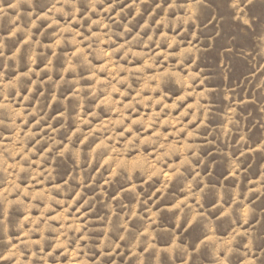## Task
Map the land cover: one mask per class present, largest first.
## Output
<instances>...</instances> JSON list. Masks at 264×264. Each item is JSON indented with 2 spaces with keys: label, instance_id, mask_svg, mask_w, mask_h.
Wrapping results in <instances>:
<instances>
[{
  "label": "rangeland",
  "instance_id": "obj_1",
  "mask_svg": "<svg viewBox=\"0 0 264 264\" xmlns=\"http://www.w3.org/2000/svg\"><path fill=\"white\" fill-rule=\"evenodd\" d=\"M53 2L54 0H32L31 3L28 0H0V43L3 44V47H0V103L12 106L11 109L0 108V121H3L0 123V133L5 134L0 136V152L7 157L9 164L21 159L20 155L13 157L10 152L3 151L5 145L15 144L16 147H23L22 141L17 139V132L30 148L41 136L57 135L52 133L51 128L65 122V117L59 115L61 112L67 116L68 128L75 127L77 121L74 115L78 111L81 98H84V111L81 116L93 111L98 98L106 95L105 92L99 91L96 96H89V86L96 82V76L100 79L107 77L112 83L128 76L133 87H127V82L124 81L117 84L119 90L111 94L112 99L108 103L95 108L96 114L89 117L91 123L85 124V129L106 119L118 120L121 115L119 110L123 109L124 124L136 119L137 123L133 128L140 132L145 127L141 121L147 120L155 108L160 114L153 117L155 123L149 131L159 128L164 133L175 132L179 125L174 127L172 123H166L161 126L160 121L169 116L177 117L188 103L198 100L199 104L207 105V127L200 129L199 137L189 140L190 143L195 142L201 146L198 149H189L187 154L191 156L193 151L199 152V156L192 161L195 165L201 164V157L205 158L199 169L205 180L197 183L193 189L196 191L203 187V183L208 184V188L201 194L203 207L197 205V210L204 215L198 217L193 225L184 231L187 218L182 219L180 227L176 228L175 218L179 209L172 212L165 210L160 214V226L175 228L176 233L183 232L179 244L187 247L174 249L172 254L161 252L159 264H183L188 259L189 252L192 253L189 264H218L224 257H227L228 264H264V179H261L264 176V0H70L64 5L65 11L75 13V19L71 14L65 16L63 13H56L57 23L47 27L41 34L51 21L40 20L37 27H32V21L37 14L50 8ZM73 3L79 9L78 12L73 8ZM92 4H95V9L91 8ZM69 25L72 31L63 33L64 40L55 49L57 55L53 58L54 49L44 45L55 43L61 27ZM17 28L20 30L15 31V35H10ZM29 29L32 32L31 40L23 43ZM76 32L81 34L76 35ZM108 34L112 36L114 43L100 44L101 38L106 40ZM73 36L76 41L82 43H73ZM133 36L137 39L128 43ZM85 37L91 39L86 40ZM38 39L40 43L36 44ZM89 44L91 47H88ZM118 45L123 47L118 48ZM17 48H20L19 53L15 58H10ZM77 48H83L84 51L77 52L76 56L72 57ZM111 49L117 50L111 52ZM33 51L38 54L35 65L31 63ZM50 58L53 59L52 71L44 68L39 79L43 81L51 75L52 80L43 86L37 83L29 99L25 100L24 97L29 94V86L36 79V71L44 67ZM69 58L73 59L77 67L65 72ZM141 65H144L142 69ZM30 67L36 70L31 73V78L21 75ZM173 72L179 73V76L172 75ZM93 73L95 75H92ZM61 76L64 80L57 86L56 82L60 81ZM149 76L154 78L149 80ZM10 81H15L14 86L9 84V87L5 88L4 85ZM77 81L84 89L79 98L70 95L76 89ZM157 84L159 86L155 87ZM124 89L127 91L121 95ZM41 92L44 93L42 97ZM185 92L192 94L180 101L177 108L164 107L165 103L171 104L177 96ZM199 93H203V96ZM65 97L68 99L65 100ZM161 97L162 100L159 99ZM38 99L40 103H37ZM125 104L129 106L125 108ZM197 108L199 116L203 118L205 108L198 105ZM197 108H188V112H196ZM14 110H22L23 114L17 116ZM230 117L235 122L230 123ZM189 118L182 117V122H187ZM196 123H199V120ZM49 124L51 128L47 127ZM188 127L194 128L195 123ZM123 130L122 125L116 126L117 132ZM29 131L38 135L34 138L25 137ZM125 135H131V132ZM186 135V131H181L179 140L182 141ZM66 136L67 131L61 129L58 138L63 139ZM175 138L169 135L168 141ZM155 139L159 143L162 137L157 136ZM48 143L50 140H42L37 146V151L42 152ZM156 146L157 144L146 143L142 148L146 153ZM177 147L182 145L178 144ZM139 151V148H133L130 154ZM241 152L245 154L237 161L241 164L240 169L236 170V175H229L232 160ZM52 155L53 153H48L49 157ZM31 159H37V155L33 154ZM180 159L181 154L176 152L169 162L178 163ZM29 163L27 159L23 161L21 166L26 167V170L20 171L19 177L16 176L18 169L0 163V257L6 256L9 251H19L22 253L20 261L28 262L31 258L30 264H45L42 257L52 252V255L47 256L49 264H95V261L100 259L102 264H125L126 258H130L127 264H136L139 258L132 256L131 247L128 245L136 239V233L146 226L149 214L144 209L147 205H141L139 209L144 213L145 219L135 218L131 221L130 226L135 231L129 232L128 239L124 241H119V233L123 232V228L117 223L119 217L113 218L108 235L112 241H117L120 247L112 252V246L105 242L103 252L111 255L101 257V249L97 246L109 228L110 210L104 203H98L101 196H95L94 200L88 197L97 192L96 185H99L103 177H98L96 185L85 188L84 193L69 205L76 189L80 187L75 180H70L68 184L63 183L70 170V164L75 163L72 154L67 155V161L57 158L55 171L47 180H44L47 173L37 178L44 181L43 183L32 179L34 170L42 171L51 160H44L39 169L36 164L27 168ZM243 169L246 171H242ZM183 172L185 175L176 178L168 190V197L161 201V204L172 203L187 195V191L182 189L194 173L187 165L183 167ZM121 173L125 179L117 178L118 183L109 190V198L126 182L127 171L121 169ZM134 179L138 183L143 180L139 169L135 172ZM13 180L19 188L14 189L8 199L17 202L9 206L8 201L3 198V190L11 187ZM160 182L161 177H155L154 184L149 187L156 184L159 186ZM56 185H62V189ZM250 188H259L260 191L249 193ZM22 189H27L33 196L36 192L43 194L34 198L32 195H22ZM246 194L248 198L244 202L250 204L253 211L249 214L248 222L244 223L241 211L244 204L240 201L244 200ZM50 196L54 199L49 200ZM17 197L20 199L17 200ZM86 199L87 203H84ZM58 200H64L65 203H58ZM233 200L237 202L232 214L218 219L223 208H214L213 205L219 201L227 207ZM124 201L129 205L128 211H131L136 197L133 193H126ZM49 203L51 208L43 211ZM114 203L119 205L121 202ZM189 203H196L194 196L190 198ZM29 204L34 206L29 208ZM82 204L83 207H80ZM65 208L69 210L65 212ZM116 210L122 213L125 208L121 206ZM190 211L191 209L186 210ZM61 212H65L64 219H47L50 216H59ZM26 215L29 219L20 226ZM33 217H40L34 225ZM46 223L48 227L45 228ZM32 227L38 230L32 231L29 236L23 235ZM152 227L156 228L157 225ZM237 229L240 230V235H236ZM40 230L45 237L42 245L29 246L22 242L29 238L40 240ZM65 231L67 235H61ZM85 234L87 239H81ZM209 235H214L216 239L205 240L196 251L199 241ZM233 236L235 240L231 239ZM57 238L66 240L67 243L56 247L53 252ZM173 238L172 231L157 232L154 243L158 247H167ZM142 239L147 240V235ZM229 241L231 243H228ZM14 245L18 248H14ZM145 246L140 244L137 252H143ZM229 248L232 249L231 252L228 251ZM33 251L37 253L36 256H32ZM74 251L77 253L75 256L72 255ZM122 251L123 254L118 255ZM147 255L149 264H152L156 249H151ZM17 259L16 255H12L0 259V264H16Z\"/></svg>",
  "mask_w": 264,
  "mask_h": 264
},
{
  "label": "clouds",
  "instance_id": "obj_2",
  "mask_svg": "<svg viewBox=\"0 0 264 264\" xmlns=\"http://www.w3.org/2000/svg\"><path fill=\"white\" fill-rule=\"evenodd\" d=\"M29 3L32 2V0H28ZM70 0H54L52 6L48 8L46 11L41 12L36 15L35 20L32 21V27H37L40 20L47 19L50 20L51 23L46 26V28L43 31L47 30V27H51L52 24H56L57 21L55 20V14L56 13H63V15H73L75 19V13H69L65 11L64 5L69 3ZM73 8L76 10V12L79 11V9L76 7V4L73 3ZM111 7V6H109ZM192 7V6H190ZM92 9H95V4L91 5ZM51 13V15H49ZM31 16L32 13H29ZM88 14L86 13V16ZM189 19L191 17H188ZM93 23H96V21H93ZM90 27V26H89ZM20 30L17 28L14 30L10 35H15V31ZM72 31L70 25L69 26H62L60 29V33L58 34V38L55 41V43L50 45H44V47H51L54 49L53 51V58L57 55L55 49L62 44L64 40L63 33ZM81 33L76 32V35H80ZM93 35H96V33H93ZM32 32L29 29L28 30V36L26 37L25 41L23 43H27L31 40ZM86 40H90V37H85ZM137 39L136 36L132 37L131 41H128V43H132ZM71 41L73 43H82V41H76L75 36L71 37ZM113 42L112 36L108 34L107 39L101 38L100 44ZM39 39L36 41V44H39ZM0 47H3V44L0 43ZM88 47H91V44L88 45ZM119 47H123V45H118ZM117 49H111V52H115ZM20 48H17L16 52L13 53V56L10 58H15V56L19 53ZM83 48H77L76 52L72 54V57L76 56L77 52H83ZM2 54V53H0ZM37 53L33 51L31 56V63L32 65H35L37 63ZM167 58V54H165V59ZM87 59V57H85ZM154 59V57H153ZM110 61V60H109ZM53 67V59L50 58L48 60V63L36 71L34 68H29L28 71L22 73L21 75L31 78V73L33 71H36V79L32 81V85L29 86V94L24 97L25 100L29 99V96L31 94V91L35 88V85L37 83L41 84L42 86L46 84L47 82L52 80V76L49 75L45 80L41 81L39 79L41 73L44 71V68H47L49 72L52 71ZM77 65L73 62L72 58H69L67 62V68H65V72H67L68 69H73ZM144 67V65H141V69ZM102 68V67H101ZM2 75V74H0ZM92 75H95L93 73ZM111 75V73L109 74ZM163 75V74H159ZM172 75L179 76V73L173 72ZM154 77L149 76L148 79L151 80ZM19 79V77H17ZM64 77L61 76L60 81H57V86L63 82ZM122 81L127 82V87H133L131 82L128 80V76H125L123 79L119 78L116 79L115 83H112L110 80H108L107 77H103V79H100L99 76H96V82L93 85H90V92L89 96H96L99 91H103L106 93L103 97L98 98L97 104L94 106L93 111L87 113V115L81 116V113L84 111V98H81V103L78 106V111L74 115V119L77 121L75 124V127L69 129L67 125V116L64 112L59 113L60 116L65 117V122L60 124L56 128H51V124L47 125L48 128H51L52 133H56L57 135H52L49 137H43L41 136L40 139L35 141V144H33L30 148L27 147V144L24 142V138L19 136V132H17V139L21 140V145L23 147H16L15 144L13 145H5L3 148V151H8L10 154L15 157L17 155H20L21 159L20 161H16L15 163L9 164V161L7 157L3 156V153L0 152V163H3L4 165H7V167L18 169L19 171L16 173V176L19 177L20 171H25L26 167H22L21 164H23V161L25 159L29 160L30 163L27 165V168H31L32 164L37 165V169H39L40 165L43 163L44 160L50 159L51 163L44 167L42 171H36L34 170V174L32 176V179H35L37 183H43L44 181L38 180L37 178L41 175H44V173H47V175L44 176V180H47L49 176L52 175L53 171H55V168L57 166V158H63L64 161H67V155L69 153L72 154L74 157L75 163L70 164L69 168L70 170L67 173V178L64 180V184H68L70 180H75L80 184V187L76 189L75 196L73 197V200L70 203H74L77 198H79L83 193L85 188H90L94 185H96V181L98 177H103V179L100 181L99 185H96L97 192L94 193L92 196H89L88 199L94 200L95 196L99 195L101 196V200L98 201V203H104L105 207L110 210V215L108 216L111 218V222L109 224V228L107 229V232L104 235L103 240H101L99 247L101 249V257L105 255H111V253H105L103 252V247L105 245V242L109 243L112 246V252H115L116 248L120 247V244L117 243V241H112L111 237L108 235V231L111 230V224L113 222L114 217H119L118 220V226L123 228V232L119 233V241H124L128 239L129 232L135 231L130 225L131 221L135 218L145 219L144 213L139 211L141 205H147V207L144 209L145 212H147L149 215L147 217V223L146 226L143 228V230L136 233V239L132 241L128 246L131 247L132 256H138V260L136 261V264H149V256L147 255L151 249H156V257L152 260V264H159V255L161 252H167L169 254H172L174 249L184 247L186 248V245L179 244L180 236L183 234V232L176 233V229H169L167 226H160L159 223V217L162 212L167 210L168 212H172L175 209H179V213L175 218L176 228L180 227V222L182 219L187 218V224L185 225L184 231H187V228L191 227L193 223L198 219V217L203 216L204 213L197 210V205H200V207H203L201 204L202 196L201 194L205 192V190L208 188V184L205 182L203 183V187L199 188L196 191H193L195 185L197 183H201L205 180L204 176H201L200 167H202L205 158L201 157V164L195 165L192 163L193 159L199 156L198 151H193L192 155L189 156L187 154L189 149H198L201 145L195 142L190 143L189 140H194V138L199 137L201 135L200 129L203 127H207L206 121L208 119L207 117V105L199 104V101L196 102H190L186 105L184 109L181 110L179 115L177 117H166L165 119L160 121L161 126H163L166 123H172L175 127L176 125H179V127H176L175 132H168L164 133L160 131L159 128L152 129L149 131V129L152 128V124L155 123V120H153V117L159 116V112L153 109V112L149 116L147 120H142L141 122L145 124V127L140 131H136L133 128V125L137 123L136 119H132L131 123L124 124L125 116L123 115V109H120L121 112L120 118L117 120H104L103 122L96 123L92 125V127L85 129V124H90L91 121L89 120V117L94 116L96 114L95 108L99 107L101 104H106L112 99V93L115 91H118L117 84H120ZM9 84H12L14 86L15 81H10L9 83H6L4 85L5 88L9 87ZM146 86V85H145ZM157 84L155 87H158ZM191 87V85H189ZM84 89L79 85V82L77 81V87L74 89L73 93L70 95L80 97L81 92H83ZM127 89H124L121 92V95H124ZM139 94V93H137ZM190 92H185L180 96H177L175 100L171 103H165L164 107H168L171 109H175L179 106V102L186 99L187 96L191 95ZM19 95V93H18ZM44 95L43 92L40 93V96L42 97ZM166 95V94H165ZM200 96H203V93H199ZM56 97L54 96L53 99ZM7 99V97H5ZM68 97H65V100H67ZM163 99V97L159 98ZM41 101L38 99L37 103H40ZM203 107L205 108V114L203 118H201L198 114V108ZM128 104H125V108L128 107ZM11 104L8 103H0V108L3 109H11ZM188 108H197L196 112L189 113ZM135 110V109H134ZM160 111H163V108L160 109ZM15 115L19 116L22 115V110H14ZM32 113L30 112L29 115ZM189 116L190 118L187 120V122H182V117ZM55 119V117L53 118ZM27 120V117H25V121ZM199 120V123H196V121ZM229 122H235L233 118H229ZM0 123H3V121H0ZM14 123V121H13ZM195 123V127L189 129V125ZM109 125H112V127H108ZM122 125L123 131L117 132L116 126ZM19 129V125L17 126ZM61 129H64L67 131V136L63 139L58 138V133L61 131ZM44 128H41V131H43ZM230 129H226V131H229ZM181 131H186L187 135L184 137L182 141L179 140V133ZM131 132V135H125V133ZM143 133V134H142ZM211 133H209L210 135ZM38 133L29 131L27 134H25V137H32L34 138ZM172 135L176 137L175 139L168 141V136ZM0 136H5V134L0 133ZM160 136L162 139L159 143H157L155 137ZM50 140V143H48L47 147L43 149L42 152L37 151V146L41 144L42 140ZM206 139V137H205ZM244 137H241V140H243ZM111 141V143H109ZM139 141V143H137ZM157 144V146L148 152H144L142 146L144 144ZM182 145V147H177V145ZM59 145H62V147H58ZM25 148H27V151H25ZM133 148H139V152H132L130 154L131 149ZM253 151H255L253 149ZM53 153L51 157L48 156V153ZM176 152H179L181 154V159L179 162H169L172 155ZM36 154L37 159L33 160L31 159L32 155ZM244 152H241L239 156L236 157L235 160H232L231 162V171L229 175H236V170L240 169L241 164L237 161L240 159V156H244ZM230 155V153H229ZM167 158V159H166ZM242 163V161H241ZM167 165V167H165ZM187 165L190 166L193 169V175L185 182V188L182 190L187 191V195H184L183 198L179 197L174 202L169 204H161V201L165 200L166 197H168L169 193L168 190L172 186V183L176 180L178 176H184L185 173L183 172V167ZM94 168V171H93ZM121 169H124L127 171L128 175L126 177V182L123 183L122 186L118 187V190L111 195L109 198V190L113 185H116L118 183L117 178L120 177L121 179H125L122 176ZM141 171V174L143 175V180L141 182H137L134 179V174L137 170ZM7 170V168L5 169ZM242 171H246V169H243ZM155 177H161V182L159 183V186L157 184L154 187H149V185L154 184V178ZM261 179H264V176L261 177ZM86 181V182H85ZM251 183V181H250ZM11 187H7L3 190L4 199L8 201L9 206L13 203H16L15 200H9L8 195L11 194V192L19 188V185L16 184L15 180L11 181ZM31 186V184H30ZM107 186V188L105 187ZM57 188L62 189V185H56ZM71 187V185H70ZM142 189V190H138ZM252 191H260L259 188L257 189H249L248 192L251 193ZM22 195L28 194L32 195L33 193H30L27 191V189L21 190ZM126 193H133L136 197V202L131 206V211H128L129 205L127 202L124 201V195ZM159 193V195H157ZM43 192H36L34 194V198L41 196ZM264 194V193H262ZM195 197L196 203L190 204V198ZM247 194L245 195L244 200H241L240 203L244 204L242 211V218L244 220V223L248 222L249 214L253 211L250 204L245 203L244 201L247 200ZM20 198L17 197V200ZM49 200L54 199L53 197H49ZM222 199V197H221ZM116 201H120L121 203L117 205ZM151 201V203H149ZM58 203H65L64 200H58ZM236 200H233L232 204L224 207L219 201L216 205H213V207L220 206L223 208V211L220 213V216L217 217L218 219L223 216H230L233 212L234 206L236 204ZM84 203H87V199L84 201ZM255 203V201H253ZM157 205H160V207H157ZM34 205L29 204L28 207L31 208ZM124 207L125 211L122 213L117 212V207ZM83 207V204L80 206ZM51 208V204L49 203L46 205L45 209L43 211H48ZM70 208V207H69ZM69 208H65V212L69 210ZM93 208H95V204L93 205ZM155 209V210H153ZM187 209H191L190 212H186ZM65 212H61L59 216H50L47 217L48 220L51 219H58L63 218L65 216ZM43 215V212L41 213ZM87 215V213H85ZM7 216V211H5V219ZM127 217V219H125ZM29 219V216L26 215L23 217L20 226H23L24 221H27ZM40 219V217L32 218L33 225ZM153 225H157L156 228H153ZM48 227L47 223L45 224V228ZM38 229H35L34 227L29 228L23 235L29 236V234L32 231H37ZM78 230V229H77ZM42 232V230H40ZM172 231L174 234V238L171 242V244L167 247H158L154 241L156 240V234L157 232H167ZM240 230H236V235H240ZM61 235H67V232L62 233ZM147 235L148 239L143 240L142 237ZM45 239L43 236V232L41 235L40 240H29L22 241L23 243H27L29 246L32 244H41L42 241ZM81 239H87V235L81 237ZM216 237L214 235H209L204 237V239L200 240L199 243L196 246V251L199 250L200 246L204 244L205 240H214ZM232 240H235V236L231 238ZM67 243L66 240L57 238L56 244L53 247V252L56 247L63 246ZM228 243H231L229 241ZM140 244H145L143 252H137V248ZM14 248H18V246L14 245ZM79 241L77 242V248H79ZM43 250V246H41V251ZM65 251L67 249L65 248ZM229 252L232 251L231 248L228 249ZM77 253L74 251L72 253L73 256H75ZM123 251L119 253L118 255H122ZM12 255L17 256L16 264H30L31 258L28 262L20 261L19 257L22 255L19 251L13 252L9 251L6 256L0 257V259H5L8 257H11ZM37 253L35 251L32 252V256H36ZM52 255V252L47 253L42 259H44L45 264H49L47 260V256ZM192 253H188V259H186L183 264H189V260L191 259ZM130 258L125 259V264H127V260ZM81 264H86V262H81ZM95 264H102L101 259L95 261ZM115 264V262H113ZM218 264H228L227 257L221 258L218 261Z\"/></svg>",
  "mask_w": 264,
  "mask_h": 264
}]
</instances>
